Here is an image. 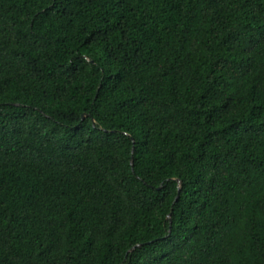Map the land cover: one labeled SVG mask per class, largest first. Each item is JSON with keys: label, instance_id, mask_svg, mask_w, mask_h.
<instances>
[{"label": "trees", "instance_id": "obj_1", "mask_svg": "<svg viewBox=\"0 0 264 264\" xmlns=\"http://www.w3.org/2000/svg\"><path fill=\"white\" fill-rule=\"evenodd\" d=\"M0 264H264V0H0Z\"/></svg>", "mask_w": 264, "mask_h": 264}, {"label": "water", "instance_id": "obj_2", "mask_svg": "<svg viewBox=\"0 0 264 264\" xmlns=\"http://www.w3.org/2000/svg\"><path fill=\"white\" fill-rule=\"evenodd\" d=\"M86 117V115L84 116V118ZM134 143H135V141H134ZM133 163H134V160H133ZM132 163V164H133ZM180 184H181V182H180ZM158 190H161V187L160 188H158ZM179 198H180V195L178 196V198H177V200H179ZM134 250V249H133Z\"/></svg>", "mask_w": 264, "mask_h": 264}]
</instances>
